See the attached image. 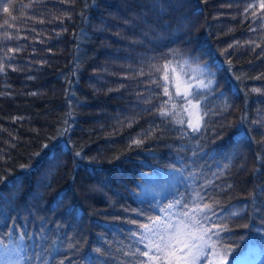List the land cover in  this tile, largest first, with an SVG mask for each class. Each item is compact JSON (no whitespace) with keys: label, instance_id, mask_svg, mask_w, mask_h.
Listing matches in <instances>:
<instances>
[{"label":"trees","instance_id":"16d2710c","mask_svg":"<svg viewBox=\"0 0 264 264\" xmlns=\"http://www.w3.org/2000/svg\"><path fill=\"white\" fill-rule=\"evenodd\" d=\"M259 4L0 0V238L7 243L9 229H23L24 264H35L36 254L47 264L147 259L126 255L144 248L133 233L144 232L139 225L147 217H164L180 196L190 200L181 186L162 197L139 196L144 173L159 168L200 173L228 164L224 185L206 200L217 207L247 202L226 224L235 239L250 232L253 207L264 199ZM203 66L215 74L214 91L200 89L198 98L195 89L202 124L193 133L174 77L178 71L190 83ZM164 101L174 115L156 114ZM137 139L142 143L133 144ZM234 241L236 255L244 243Z\"/></svg>","mask_w":264,"mask_h":264},{"label":"snow or ice","instance_id":"6c2138e0","mask_svg":"<svg viewBox=\"0 0 264 264\" xmlns=\"http://www.w3.org/2000/svg\"><path fill=\"white\" fill-rule=\"evenodd\" d=\"M151 6L157 7L158 5L153 4ZM249 7H253V5H249ZM259 7L264 9V0H260ZM4 11H8V9L5 8ZM252 15H255V12ZM150 67L154 68L155 66ZM164 67L166 68L167 65H164ZM2 71H4V68L0 66V72ZM139 74L146 75L142 70ZM214 75L210 66H203L201 68V76L206 78L208 82L205 83L204 79H200L197 82L195 87L198 98L204 95V93L199 91L200 89L214 91L212 88L215 84ZM163 79L167 81V75ZM153 83L156 82L153 81ZM254 91L259 90L255 89ZM163 95L171 98V93L166 84L164 85ZM185 95H191V92L186 91ZM146 102L150 103L151 101ZM174 108L175 106L172 105L170 109L169 102L164 101L161 103L156 114L160 117H169L174 115ZM205 115H207V112H205ZM178 123L183 124L184 121H178ZM224 126L222 125L221 127ZM188 127L193 133L201 131L200 126L193 124L191 120L188 121ZM67 130L65 129V131ZM132 143L139 145L142 141L137 139L133 140ZM45 147L47 146L45 145ZM75 155L79 157L80 153L77 152ZM2 181L3 178L0 177V182ZM209 183L212 182L208 181L204 185H201V187H207ZM190 199H192V203H187L184 197L180 196L179 199L174 200L163 209L165 212L164 217H147L148 223L139 225V228L144 229V232L133 233L134 237H139L138 244L144 245V248L137 247L135 252L126 253V255L136 256L139 254L140 257L147 258L139 260L138 264H227L228 253L231 251V248L220 242V232L230 230L223 224V217L218 215L214 210L216 202H203L205 198L200 193H196L194 199ZM177 206L183 209L179 215L169 211ZM231 215L238 216L239 213H232ZM130 223H135V221H130ZM242 227L248 228L249 225L244 224ZM5 235L11 237L13 231L9 229ZM19 239H25L23 229L19 230ZM0 243H3L2 238H0ZM16 251L19 253L20 249L17 248ZM96 251L100 252V249H96ZM35 259L40 261V255L36 254ZM43 264H47V261H43ZM60 264H63V262L61 261Z\"/></svg>","mask_w":264,"mask_h":264},{"label":"rangeland","instance_id":"374dc122","mask_svg":"<svg viewBox=\"0 0 264 264\" xmlns=\"http://www.w3.org/2000/svg\"><path fill=\"white\" fill-rule=\"evenodd\" d=\"M79 48H84L82 44H79ZM84 50L78 52L79 56H84ZM200 79L195 78L190 83L184 78V76L175 71L174 77V89L180 100V105L185 117V121L191 120L193 124H198L201 127L202 124V110L201 101L196 98L194 91L196 84ZM205 82V81H204ZM191 85V87H189ZM191 92V95H185V93ZM229 168L228 164L217 163L211 166L208 170L200 173L188 171H179L174 169L163 170L156 169L152 172L144 173L145 180L141 185L140 197H162L170 192L175 191L179 186L189 192L190 198L195 197L196 193H200L205 199L203 202L212 203L206 200V194L213 187H221L224 185L223 177L226 170ZM215 174V175H214ZM207 187H201L206 182ZM188 203H192V199ZM249 207V204L245 201L233 203L227 207H217L214 204V210L218 215L223 217V224L227 228V221L237 217L232 216V213L244 214ZM180 214V213H179ZM178 214V215H179ZM238 215V216H239ZM254 221L250 226V232L242 235L238 239L231 237L230 231L220 232V242L231 248L228 253L227 264H264V199L259 200L253 207ZM231 235V236H230ZM234 240H239L244 243V248L241 253L233 255ZM7 245V247H5ZM20 251L17 253L16 249ZM25 240H20L19 235H12L7 243H0V264H24L25 260ZM215 259V258H214ZM41 261H36L35 264H42Z\"/></svg>","mask_w":264,"mask_h":264}]
</instances>
